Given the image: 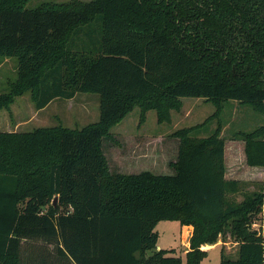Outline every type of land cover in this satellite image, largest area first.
Masks as SVG:
<instances>
[{
    "label": "trees",
    "instance_id": "1",
    "mask_svg": "<svg viewBox=\"0 0 264 264\" xmlns=\"http://www.w3.org/2000/svg\"><path fill=\"white\" fill-rule=\"evenodd\" d=\"M26 1L0 0V56L16 58L0 108L27 90L35 109L89 92L99 115L80 127L0 131V264H21L23 240L50 245L36 264H199L201 245L226 232L237 257L220 252L219 264H262L253 222L264 189L224 177V142L243 141L264 183V0ZM186 96L215 110L171 131L172 173L108 170L101 140L116 122L136 105L141 119L154 109L169 122ZM230 101L261 112V124L228 136L224 123L210 127ZM159 220L192 226L184 263L156 248Z\"/></svg>",
    "mask_w": 264,
    "mask_h": 264
},
{
    "label": "rangeland",
    "instance_id": "2",
    "mask_svg": "<svg viewBox=\"0 0 264 264\" xmlns=\"http://www.w3.org/2000/svg\"><path fill=\"white\" fill-rule=\"evenodd\" d=\"M44 1L65 0H27L24 8L34 7ZM15 77L16 58L0 56V91L7 90L8 83ZM181 99V108L171 111L169 122H158L154 109L146 110L144 118L141 119L140 108L137 105L116 122L110 128V135L101 140L108 170L124 173H137L141 170L172 173L169 163L175 158L178 140L170 135L171 131L203 121L215 110L214 103L200 97L186 96ZM98 100L97 93L77 92L69 99L53 98L44 108L37 110L34 108L31 93L27 90L15 96L9 107L0 108V131H28L34 127L58 123L68 127H80L98 119ZM262 120L261 112L252 110L248 104L230 101L229 104L224 105L218 119L213 118L209 123L210 127H215L217 121L224 123L221 134L228 136L227 134L237 130H249L261 124ZM238 144L240 148L241 143ZM243 162L240 159L238 163L241 165ZM244 189L263 190L264 185L256 181ZM241 198V193H238L237 199ZM261 220L262 217L253 222V227L260 231H262ZM154 230L158 234L156 247L173 248L174 251L168 255L180 256L184 263L185 252L189 248L190 236L187 231L189 229L180 228L177 220H159ZM218 237L217 245L213 248L209 244L205 247L206 244L201 245V248L209 251L199 264H219L220 252L229 258L237 257L238 244L235 238L228 232ZM49 246L40 241L23 240L21 264H36L37 259L34 257L39 251L46 256L50 251Z\"/></svg>",
    "mask_w": 264,
    "mask_h": 264
},
{
    "label": "crops",
    "instance_id": "3",
    "mask_svg": "<svg viewBox=\"0 0 264 264\" xmlns=\"http://www.w3.org/2000/svg\"><path fill=\"white\" fill-rule=\"evenodd\" d=\"M42 108H44V107H42ZM42 108H40V109H42ZM37 110H39V109H37ZM240 141H242V140L230 139V138L225 139V142H224V165H225L224 177L228 180H235V181L239 182L240 186L241 187L243 186V188L250 187L252 184L256 183V181L260 182L261 185H264V183H263V168L261 166H258V165H250L246 162L245 152H244V143H243V141L242 142H240ZM234 143H236V145H233ZM238 143H241L240 148L238 147V145H239ZM240 159H242L244 161L243 164H241V165H239V163H238L240 161ZM246 190L248 191V189H246ZM261 217H262V220H261L262 221V225H261L262 231L261 232H262V234H264V202L262 205ZM182 227H186L189 229L187 231H188V235L190 236L191 231H192V226L191 225H180V228H182ZM209 245L211 246V248H213L217 244L215 242L214 244H209ZM204 247H205V245H204ZM156 248H158V247H156ZM207 251H209V250H207Z\"/></svg>",
    "mask_w": 264,
    "mask_h": 264
},
{
    "label": "built area",
    "instance_id": "4",
    "mask_svg": "<svg viewBox=\"0 0 264 264\" xmlns=\"http://www.w3.org/2000/svg\"><path fill=\"white\" fill-rule=\"evenodd\" d=\"M254 225H256V224H254ZM262 264H264V255H263V259H262Z\"/></svg>",
    "mask_w": 264,
    "mask_h": 264
}]
</instances>
